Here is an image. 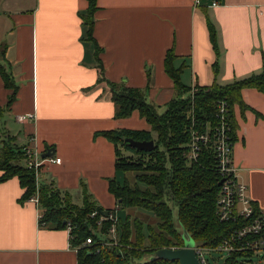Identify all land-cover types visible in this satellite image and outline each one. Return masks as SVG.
Segmentation results:
<instances>
[{
  "label": "crops",
  "instance_id": "0c3cea01",
  "mask_svg": "<svg viewBox=\"0 0 264 264\" xmlns=\"http://www.w3.org/2000/svg\"><path fill=\"white\" fill-rule=\"evenodd\" d=\"M94 37L112 82L145 90L146 100L165 107L177 93L165 72L174 48L185 85L220 84L261 72L264 67V0H97ZM217 3V4H216ZM216 4V5H214ZM88 0H0V65L18 85L16 100L0 74V149L13 137L19 147L44 153L56 149L58 164L44 163L37 186L54 181L81 206L86 183L98 206L115 210L108 191L115 147L96 134L150 130L137 111L115 118L108 86L98 81L95 51L85 41L80 14ZM218 30L219 75L207 17ZM150 75V77H149ZM249 107H234L237 138L234 165L258 210L264 212V92L242 91ZM261 115H257V114ZM34 115L25 123L18 116ZM17 131V132H16ZM17 177L0 182V264H78L69 229L39 222L40 209L20 202Z\"/></svg>",
  "mask_w": 264,
  "mask_h": 264
},
{
  "label": "trees",
  "instance_id": "16d2710c",
  "mask_svg": "<svg viewBox=\"0 0 264 264\" xmlns=\"http://www.w3.org/2000/svg\"><path fill=\"white\" fill-rule=\"evenodd\" d=\"M97 0H88V9L80 14L85 28L84 40L91 43L95 51L98 81L109 87L111 100L116 104L115 118L126 119L137 111L146 119L150 130L101 131L115 147V171L117 175L134 173L135 183L121 182L118 177L109 179L108 191L116 198L117 205L126 209L139 208L152 212L156 219L150 224L139 217H118L116 246L109 235L110 221L99 224L102 216L114 210L98 206L86 183L81 184L83 204L73 203L69 192H62L54 181L37 186L34 172L26 166V155L13 137L4 140L0 149V182L17 177L24 190L20 202H28L38 194V208L42 214L40 224L50 228L69 229L71 246L76 247L78 264H180L178 261L153 260L160 248L184 246V232L197 244L216 248L230 233L235 223L222 222L217 217V199L221 192L220 174L213 149L219 101L227 102L228 121L232 129V141L236 142L237 122L235 105L241 113L249 107L242 100V91L253 88L264 92V67L261 72L228 84H220L216 78L210 85L190 87L182 82L183 66H175L174 48L165 55V72L171 76L177 95L172 98L163 112L157 105L146 100L145 90L110 81L105 75L103 52L94 37ZM210 42L216 55L212 71L218 76L220 44L218 30L208 15L206 19ZM0 74L7 89L12 90L7 106L17 96L18 85L11 74L0 65ZM150 77V75H149ZM258 116L261 114H257ZM207 132L208 140L201 143L197 160L190 159L192 130ZM136 141H154L153 151H140L131 147L126 138ZM178 207V228L173 219V210L168 202ZM256 209L257 206H256ZM96 212L95 216L92 214ZM87 239L93 244L85 245ZM103 242L105 244H103ZM252 253L234 252L226 257L225 264H245ZM241 259V260H239Z\"/></svg>",
  "mask_w": 264,
  "mask_h": 264
},
{
  "label": "built area",
  "instance_id": "2783aa9c",
  "mask_svg": "<svg viewBox=\"0 0 264 264\" xmlns=\"http://www.w3.org/2000/svg\"><path fill=\"white\" fill-rule=\"evenodd\" d=\"M228 112L227 102L219 101L217 111L219 125L215 129L216 132L212 144L218 163L217 171L223 181L220 185L221 192L217 199V217L222 222L235 223L237 225H234L228 236L216 248H209L195 242V252L201 264H209L206 258L208 252L226 253V257H230L234 252H250L252 253L251 256L264 257V212L256 209L255 202L248 194V187L240 179L234 165L233 151L235 143L232 141V129L227 118ZM32 119H34L33 114L17 117V121L22 123ZM207 140V132L192 130L190 159L197 160L201 152L200 144L202 142L206 143ZM23 150L26 155V166L34 172L37 183L41 169L45 165L44 163L59 164L61 162V158L57 156L42 158V153L32 150L30 146L24 147ZM29 201L34 202L38 206V194ZM118 208L116 207L114 211L109 212L107 216H102L99 220L100 225L104 221L111 222L109 235H111L113 241L110 244L114 246L118 242ZM95 215L96 212L92 214V216ZM41 218L42 214L40 213L38 219L40 220ZM93 243L92 239H87L85 245ZM103 244L105 243L103 242Z\"/></svg>",
  "mask_w": 264,
  "mask_h": 264
},
{
  "label": "water",
  "instance_id": "95a60500",
  "mask_svg": "<svg viewBox=\"0 0 264 264\" xmlns=\"http://www.w3.org/2000/svg\"><path fill=\"white\" fill-rule=\"evenodd\" d=\"M125 141L134 148L140 151H153L155 149L154 141H136L133 138H126ZM42 154V158L53 157L56 154V149L46 148ZM222 180L219 185L222 184ZM184 246L181 248H160L152 257L153 260H167L170 262L178 261L180 264H201L195 252V240L184 232Z\"/></svg>",
  "mask_w": 264,
  "mask_h": 264
},
{
  "label": "rangeland",
  "instance_id": "374dc122",
  "mask_svg": "<svg viewBox=\"0 0 264 264\" xmlns=\"http://www.w3.org/2000/svg\"><path fill=\"white\" fill-rule=\"evenodd\" d=\"M159 113L163 112L165 110V107H159L157 106ZM17 132V131H16ZM118 180L119 181H126L130 184H134L135 183V176L134 173H129V174H120L118 175ZM168 204H170L172 210H173V219H175V223L176 226L179 228V222H178V218L177 216V212H178V207L176 204H173L172 202H168ZM117 215L118 217H126V216H133L134 217H139L140 219H143V221H146L147 224H155L156 223V219L153 216L152 212L148 211V210H142L139 208H130V209H126L123 207H120L117 209ZM175 249V248H174ZM227 254L226 253H214V252H208L207 253V261L209 262V264H225V259H226ZM241 260V259H239ZM242 261V260H241ZM245 264H264V257H258V256H250L248 258H245Z\"/></svg>",
  "mask_w": 264,
  "mask_h": 264
}]
</instances>
